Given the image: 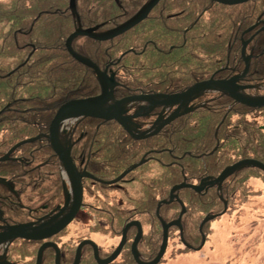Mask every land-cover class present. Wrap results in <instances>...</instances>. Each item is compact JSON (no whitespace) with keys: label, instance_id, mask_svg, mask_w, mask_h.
Returning <instances> with one entry per match:
<instances>
[{"label":"flooded vegetation","instance_id":"af4514ba","mask_svg":"<svg viewBox=\"0 0 264 264\" xmlns=\"http://www.w3.org/2000/svg\"><path fill=\"white\" fill-rule=\"evenodd\" d=\"M150 1L103 0L98 14L85 0L79 14L85 29L105 34ZM94 41L81 42L94 50L73 46L103 80L72 56L63 67L55 60L51 72L23 75L36 76L26 83L35 90L16 99L9 91L0 108V264H36L49 242L60 264H74L84 242L79 264H97L89 241L103 261L122 245L111 264H139L134 246L150 263L169 226L162 264L168 253L201 251L213 221L264 198L260 167L225 174L247 161L264 165V107L250 105L264 100V0H160L128 32ZM104 88L112 102L85 113L121 120L80 113L55 121L63 106ZM78 205L49 239L7 240L13 228L55 223ZM56 259L47 248L42 264Z\"/></svg>","mask_w":264,"mask_h":264},{"label":"trees","instance_id":"16d2710c","mask_svg":"<svg viewBox=\"0 0 264 264\" xmlns=\"http://www.w3.org/2000/svg\"><path fill=\"white\" fill-rule=\"evenodd\" d=\"M85 0H76L78 13L83 10ZM103 0H91L100 5ZM99 14V11H97ZM77 18L70 9V0H0V108L7 106L6 97L11 92L13 99L34 91L26 85L36 84V76L24 78L23 75L51 72L55 60L70 59L66 41L76 30L78 23L82 28L91 24ZM85 15V14H84ZM95 20L98 17L92 16ZM40 27H43L40 29ZM82 40L77 39L75 44ZM114 40V42H117ZM99 43V41H94ZM111 42V41H110ZM58 44V46H56ZM116 52V46L109 47ZM116 54V53H115ZM69 61V60H68ZM18 103H12L17 105ZM188 253L190 251H183ZM180 252V253H183ZM175 255V254H174Z\"/></svg>","mask_w":264,"mask_h":264},{"label":"water","instance_id":"95a60500","mask_svg":"<svg viewBox=\"0 0 264 264\" xmlns=\"http://www.w3.org/2000/svg\"><path fill=\"white\" fill-rule=\"evenodd\" d=\"M159 1L160 0H151L130 20H128L124 24L106 32L105 34L98 33L97 27L96 28H89V29L78 28L67 39L66 47H67L68 52L78 62L83 63V64L88 65V66H91L92 68H95L100 79L103 80L102 73L99 72L98 68L94 65V63L90 59H87V58L77 54L74 51V48H73L74 40L76 38L82 37V36L89 37V38L96 40V41L113 40L116 37L123 35L124 33L128 32L129 30H131L132 28L137 26L139 23H141L143 20H145L149 16L152 9L158 4ZM214 1L220 2L223 4H239V3L247 2L249 0H214ZM70 9H71L73 15L78 16V11H77V7H76V0H70ZM201 86L202 85H199L196 89H200ZM112 99H113L112 92H109L106 90V88H104L103 95L100 96L99 98H94V99L85 100V101H79V102L70 103V104L63 106L60 109L58 116L55 118V121L59 122L63 118H65L66 116H68L70 114L71 115H77L80 113L86 114L87 116H96V117L106 118L107 120H118L119 121V120H121V117H120V114L117 112L105 113V112H100V111H94V112H86L85 113V109H87V108L99 109L100 106H102V105L105 106V105L109 104L110 102H112V101H110ZM114 104L115 103L113 102L112 105H114ZM250 105L264 107V100L262 103H257V104L251 103ZM111 107L112 106H110L108 109H110ZM108 109H106V110H108ZM244 164H246V166H250V167L257 166V167H260L262 170H264V165H261L260 163H258L256 161H247L246 163H243V164H240V165L233 167L232 169L228 170L225 174L226 175L232 174L235 170L242 168ZM78 209H79V205L71 211L69 216H66L63 219L57 220L55 223L52 221L49 224L41 225V226H37V227L23 226V227L13 228V229H11V236L7 240H27V241H31V242H38V241L49 239V238L57 235L58 233H60L62 230H64L68 226L69 223H71V220H72L73 216L76 214V212L78 211ZM174 224H178V223H174ZM168 228H169V226H165V239H164V242L162 245V249L154 261H152L150 263H143L140 260L138 254H137V250L134 246L135 257H136V260L139 262V264H159L161 262V260L164 256L166 247H167ZM3 240L4 239H1L0 242ZM89 242L92 243V245L96 249L95 259L97 260L98 264H111L118 257V255L121 251V247H122V245H120V247L116 251V253H114L109 259L103 261L98 254L97 245L92 241H89ZM84 245H85V242L80 244L79 249H78V254L76 256V261L74 264L80 263L81 249ZM203 245H204V241H203V244L200 247V249H202ZM50 247H54L56 249V251H57L56 264H60L61 251H60L57 244H54L51 242L45 243L44 245H42V247L40 248L39 253H38V259H37L36 264H42L43 254H44L45 250L47 248H50ZM200 249H198V250H200ZM4 264H10V263L5 262Z\"/></svg>","mask_w":264,"mask_h":264},{"label":"rangeland","instance_id":"374dc122","mask_svg":"<svg viewBox=\"0 0 264 264\" xmlns=\"http://www.w3.org/2000/svg\"><path fill=\"white\" fill-rule=\"evenodd\" d=\"M90 9L102 11L97 4H92ZM80 45L86 50H94L87 49L83 43ZM58 62L60 67L67 66L62 60ZM249 201L241 210L238 209L239 213L213 221L214 233L201 251H176L171 256L168 253L162 264H264V198L261 203ZM95 239L103 246L102 236L98 235ZM26 255L33 254L28 251Z\"/></svg>","mask_w":264,"mask_h":264}]
</instances>
